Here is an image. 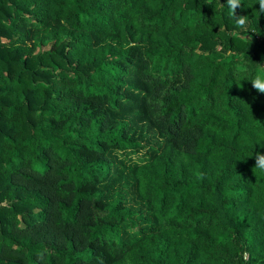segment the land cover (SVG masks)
Here are the masks:
<instances>
[{
	"label": "trees",
	"instance_id": "trees-1",
	"mask_svg": "<svg viewBox=\"0 0 264 264\" xmlns=\"http://www.w3.org/2000/svg\"><path fill=\"white\" fill-rule=\"evenodd\" d=\"M221 2L0 0V264H264V13Z\"/></svg>",
	"mask_w": 264,
	"mask_h": 264
},
{
	"label": "clouds",
	"instance_id": "clouds-1",
	"mask_svg": "<svg viewBox=\"0 0 264 264\" xmlns=\"http://www.w3.org/2000/svg\"><path fill=\"white\" fill-rule=\"evenodd\" d=\"M222 3V2H221ZM226 4L230 10L231 16L235 21L238 29L247 30L248 16L246 14H238L237 9L241 7V0H225L222 3ZM259 11L264 13V0H258ZM239 33H237L238 35ZM252 87L260 92L264 93V70L258 71L251 79ZM254 168L260 171H264V152L258 151L254 156Z\"/></svg>",
	"mask_w": 264,
	"mask_h": 264
}]
</instances>
